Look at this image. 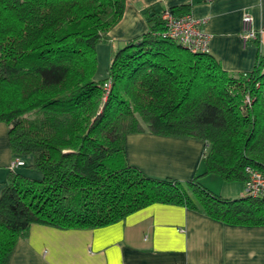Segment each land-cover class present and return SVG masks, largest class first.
<instances>
[{
    "label": "trees",
    "instance_id": "16d2710c",
    "mask_svg": "<svg viewBox=\"0 0 264 264\" xmlns=\"http://www.w3.org/2000/svg\"><path fill=\"white\" fill-rule=\"evenodd\" d=\"M124 8L125 0H0V121L12 154L31 156L39 173L15 167L2 185L0 264L32 223L95 228L155 202L264 225V195L223 196L198 178L242 183L246 165L264 173V54L250 71L229 73L209 52L163 37L159 13L145 12L147 30L96 79L97 45ZM145 130L205 142L203 171L180 181L128 163L125 135Z\"/></svg>",
    "mask_w": 264,
    "mask_h": 264
},
{
    "label": "crops",
    "instance_id": "0c3cea01",
    "mask_svg": "<svg viewBox=\"0 0 264 264\" xmlns=\"http://www.w3.org/2000/svg\"><path fill=\"white\" fill-rule=\"evenodd\" d=\"M164 7L187 8L206 18L209 53L229 73L250 71L257 52L264 54V0H125L121 19L99 43L106 45L109 61L117 48L147 30L145 12L159 13ZM243 10L252 15L253 39L243 38ZM205 151V142L197 138L148 130L125 135L127 162L155 178H191L203 171ZM13 157L7 125L0 121V190ZM198 178L223 196L244 194V182L214 173ZM8 264H264V225L228 224L183 205L155 202L95 228L32 223Z\"/></svg>",
    "mask_w": 264,
    "mask_h": 264
},
{
    "label": "built area",
    "instance_id": "2783aa9c",
    "mask_svg": "<svg viewBox=\"0 0 264 264\" xmlns=\"http://www.w3.org/2000/svg\"><path fill=\"white\" fill-rule=\"evenodd\" d=\"M163 21L164 29L161 35L175 40L190 52H209V34L205 30L206 18L194 16L191 12L176 13L170 7H164L159 12ZM251 13L248 10L242 12L243 38L253 39L256 34L251 28ZM109 82L104 83L106 91L109 89ZM249 95L245 96V102H249ZM24 164V160L14 156L9 164L13 169ZM248 174L244 181L243 193L250 195H264V173L249 165L245 166Z\"/></svg>",
    "mask_w": 264,
    "mask_h": 264
},
{
    "label": "rangeland",
    "instance_id": "374dc122",
    "mask_svg": "<svg viewBox=\"0 0 264 264\" xmlns=\"http://www.w3.org/2000/svg\"><path fill=\"white\" fill-rule=\"evenodd\" d=\"M107 55L108 54H107L106 45L99 44V46L97 47V69H96L94 78L100 79L107 74L108 63H109V59H108ZM24 161H25V164L21 165L16 170L24 172V173H29L32 175H39V173L37 171H35V169H32L30 167V163L32 161L31 156H25ZM27 171H29V172H27Z\"/></svg>",
    "mask_w": 264,
    "mask_h": 264
}]
</instances>
